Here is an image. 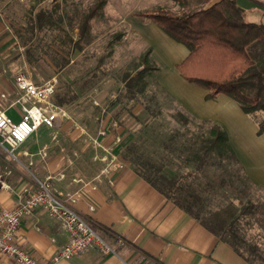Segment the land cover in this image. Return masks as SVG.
<instances>
[{"label":"rangeland","instance_id":"rangeland-1","mask_svg":"<svg viewBox=\"0 0 264 264\" xmlns=\"http://www.w3.org/2000/svg\"><path fill=\"white\" fill-rule=\"evenodd\" d=\"M236 1L246 20L264 24V0ZM213 2L0 0V79L10 76L13 81V72L22 69L34 81L53 80L51 103L62 113L59 122L85 128L88 133L81 142L94 149L95 158L106 160L110 167L127 162L138 173L159 171L175 186L190 185L189 192L201 198V218L215 230L225 233L228 227L238 233L239 250L262 263L264 161H249L260 177V182H254L231 151L218 156L207 150L212 124L193 118L160 83L157 59L167 55V40L157 34L154 22L137 15L157 9L186 13ZM97 4L98 11L90 16ZM139 21L149 25L141 33L136 27ZM247 51L254 63L246 74L260 76L246 83L243 91H260L264 101V36ZM144 54L151 68L135 81L131 75L144 66ZM1 90L15 96L12 83L10 91ZM57 98L69 101L58 105ZM5 105L0 98V106ZM247 116L258 129L264 111ZM256 152L264 159V149ZM249 202L254 210L241 215V206Z\"/></svg>","mask_w":264,"mask_h":264},{"label":"crops","instance_id":"crops-1","mask_svg":"<svg viewBox=\"0 0 264 264\" xmlns=\"http://www.w3.org/2000/svg\"><path fill=\"white\" fill-rule=\"evenodd\" d=\"M136 25L140 33L149 26L141 21ZM154 28L169 46L167 55L157 59L160 83L193 118L215 123L226 132L246 174L258 182L256 165L249 161H264L256 152V148L264 149V132L257 133L256 121L231 97L217 94L207 100V90L184 80L175 64L188 50L156 25ZM11 83L10 76L0 79V93L1 87L10 91ZM67 101L57 98L56 103L62 105ZM6 113L18 117V107L7 108ZM59 121L53 128L40 127L41 131L39 128L17 147L15 157L0 146V210L11 207L16 193L23 188L47 181L55 195H72L71 206L114 247L115 254H103L96 247H88L56 264H251L127 162L110 167L106 160L95 158L94 149L81 142L88 133L85 128L62 126ZM77 147L80 149L76 150ZM77 151L79 155L75 154ZM68 236L59 220L38 207L22 216L15 241L39 263L50 264ZM0 264L13 261L0 253Z\"/></svg>","mask_w":264,"mask_h":264},{"label":"trees","instance_id":"trees-1","mask_svg":"<svg viewBox=\"0 0 264 264\" xmlns=\"http://www.w3.org/2000/svg\"><path fill=\"white\" fill-rule=\"evenodd\" d=\"M98 9V4L92 6L90 16L95 15ZM137 15L154 22L171 39L186 47L187 55L175 64V68L184 80L207 90L205 99H213L217 94H224L234 99L246 114H253L256 110L264 111L260 91L251 94L243 91L246 83L260 76L246 74L254 63L247 48L264 36V24L246 20L243 9L236 0H215L207 7L186 13L157 9ZM142 61L144 66L131 75L135 81L142 79L144 73L151 68L145 54ZM184 120L189 121V118ZM210 131L213 136L208 140L207 150L215 151L218 156L225 151H231L234 155L226 132L215 123L210 126ZM262 132L264 119L258 122L257 133ZM223 147L226 150H223ZM149 169L154 168L150 165ZM151 172L149 170L148 173L139 174L186 213L227 242L249 263L264 264V261L256 263L239 250L236 240L241 241V237L238 233L228 227L225 228V233L215 230L201 218L202 201L198 195L189 192L190 185L175 186L173 180L164 177L159 171L150 175ZM219 180L222 183L224 179L220 177ZM207 184L211 187L210 182ZM175 190L178 193H175ZM253 210L252 203H243L240 213L247 215ZM228 231L230 232L227 233Z\"/></svg>","mask_w":264,"mask_h":264},{"label":"built area","instance_id":"built-area-1","mask_svg":"<svg viewBox=\"0 0 264 264\" xmlns=\"http://www.w3.org/2000/svg\"><path fill=\"white\" fill-rule=\"evenodd\" d=\"M14 95L1 92L0 98L6 102L0 106V146L15 157V150L29 136L38 132L40 127L53 128L61 119L60 109L51 103L55 92L53 80L35 82L22 69L13 72ZM18 107V118L6 113V109ZM46 145L44 146V148ZM4 188H9L3 184ZM72 195L59 197L51 192L47 181H38L36 186L25 187L16 193L15 203L0 210V253H4L13 264H41L15 241L16 231L22 216L38 207L60 221L69 236L67 242L53 256L50 264L60 259L78 254L88 247H96L103 254H115L110 245L86 219L72 206Z\"/></svg>","mask_w":264,"mask_h":264}]
</instances>
